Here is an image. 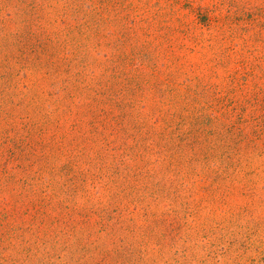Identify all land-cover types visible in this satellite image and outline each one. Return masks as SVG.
Segmentation results:
<instances>
[{"label":"rangeland","instance_id":"obj_1","mask_svg":"<svg viewBox=\"0 0 264 264\" xmlns=\"http://www.w3.org/2000/svg\"><path fill=\"white\" fill-rule=\"evenodd\" d=\"M0 264H264V0H0Z\"/></svg>","mask_w":264,"mask_h":264},{"label":"trees","instance_id":"obj_2","mask_svg":"<svg viewBox=\"0 0 264 264\" xmlns=\"http://www.w3.org/2000/svg\"><path fill=\"white\" fill-rule=\"evenodd\" d=\"M211 23H213V20L212 19H210L209 20V25H211ZM214 120H210V122H213Z\"/></svg>","mask_w":264,"mask_h":264}]
</instances>
